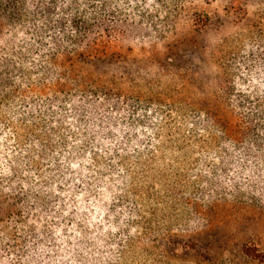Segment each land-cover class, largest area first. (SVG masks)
Instances as JSON below:
<instances>
[{
  "label": "rangeland",
  "instance_id": "1",
  "mask_svg": "<svg viewBox=\"0 0 264 264\" xmlns=\"http://www.w3.org/2000/svg\"><path fill=\"white\" fill-rule=\"evenodd\" d=\"M104 4L83 99L59 33L0 7V264H264V148L234 130L264 118V0Z\"/></svg>",
  "mask_w": 264,
  "mask_h": 264
},
{
  "label": "trees",
  "instance_id": "2",
  "mask_svg": "<svg viewBox=\"0 0 264 264\" xmlns=\"http://www.w3.org/2000/svg\"><path fill=\"white\" fill-rule=\"evenodd\" d=\"M104 3L105 0H0V7L9 19L27 17L26 21L36 33L43 30L44 33H59V40L65 45L58 54L69 62L76 76L79 97L83 99L94 95L99 97L89 81L94 79L92 71L118 58V21L107 14ZM87 67L89 70L85 69ZM253 116L244 121L237 118L234 130L239 136L250 133L248 140L257 148H264V118ZM243 253L253 259H259L260 256L264 258L254 247L244 249Z\"/></svg>",
  "mask_w": 264,
  "mask_h": 264
}]
</instances>
